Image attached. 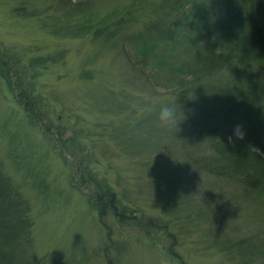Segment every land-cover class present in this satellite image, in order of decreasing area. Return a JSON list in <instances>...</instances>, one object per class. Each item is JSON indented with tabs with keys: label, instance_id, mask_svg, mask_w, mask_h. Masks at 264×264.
<instances>
[{
	"label": "rangeland",
	"instance_id": "obj_1",
	"mask_svg": "<svg viewBox=\"0 0 264 264\" xmlns=\"http://www.w3.org/2000/svg\"><path fill=\"white\" fill-rule=\"evenodd\" d=\"M162 1L0 0V172L33 223L15 250L30 264H264L238 248L264 240V204L186 166L190 151L209 152L203 137H182L195 106L158 126L154 101L186 107L180 95L211 83L165 77L157 51L128 45L154 33L144 31ZM19 91L33 94L31 112ZM105 190L119 213L100 215Z\"/></svg>",
	"mask_w": 264,
	"mask_h": 264
},
{
	"label": "trees",
	"instance_id": "obj_2",
	"mask_svg": "<svg viewBox=\"0 0 264 264\" xmlns=\"http://www.w3.org/2000/svg\"><path fill=\"white\" fill-rule=\"evenodd\" d=\"M161 7L158 19L144 31L153 34L131 33L126 41L137 49L135 56L138 51L150 56L157 51L158 61L151 63L164 66L165 77L200 73L211 81L203 84L205 90L199 86L202 96L195 90L179 96L178 102H186V107H177L183 114L182 109L195 106L191 118L182 123V137L196 134L209 147L207 154L190 151L186 166L232 184L234 194H243L250 202L264 204V0H163ZM207 19L212 24L205 26ZM105 30L102 26L96 32ZM0 58L1 69V52ZM11 86L15 87L13 81ZM32 95L26 91L17 95L30 112L29 102L35 106ZM237 127L241 137L236 136ZM12 192L0 172V264H30L23 249L22 254L15 250L18 241L30 238L33 223L21 206V195ZM96 194L101 216L119 213L113 191ZM147 219L144 223L150 226L153 218ZM258 238L240 239L238 248L250 262L257 257L264 263V240Z\"/></svg>",
	"mask_w": 264,
	"mask_h": 264
},
{
	"label": "clouds",
	"instance_id": "obj_3",
	"mask_svg": "<svg viewBox=\"0 0 264 264\" xmlns=\"http://www.w3.org/2000/svg\"><path fill=\"white\" fill-rule=\"evenodd\" d=\"M154 103L158 104V112H157V122L158 126L161 128H169L173 125H177L178 121L184 119L185 117L182 114L178 116L176 102H168L161 103L159 101H154ZM242 136V133H239ZM255 151H259L255 149Z\"/></svg>",
	"mask_w": 264,
	"mask_h": 264
}]
</instances>
